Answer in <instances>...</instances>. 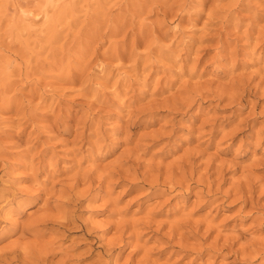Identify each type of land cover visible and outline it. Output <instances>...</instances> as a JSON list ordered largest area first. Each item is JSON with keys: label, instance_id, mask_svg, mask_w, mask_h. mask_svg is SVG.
Here are the masks:
<instances>
[{"label": "rangeland", "instance_id": "374dc122", "mask_svg": "<svg viewBox=\"0 0 264 264\" xmlns=\"http://www.w3.org/2000/svg\"><path fill=\"white\" fill-rule=\"evenodd\" d=\"M0 259L264 264V0H0Z\"/></svg>", "mask_w": 264, "mask_h": 264}, {"label": "bare ground", "instance_id": "6f19581e", "mask_svg": "<svg viewBox=\"0 0 264 264\" xmlns=\"http://www.w3.org/2000/svg\"><path fill=\"white\" fill-rule=\"evenodd\" d=\"M188 169H189V168H188ZM76 180H77V179H76ZM85 180H86V179H85ZM70 182H71V180H70ZM80 182H81V181H80ZM87 182H89V181H87ZM87 182H85V183H87ZM91 182H92V181H91ZM73 183H74V182H73ZM77 183H78V182H77ZM89 183H90V182H89ZM89 183H87V184H88L87 186L91 187ZM71 184H72V183H71ZM81 184H84V182L81 183ZM72 185H73V184H72ZM84 185H85V184H84ZM84 185H83V186H84ZM68 186H69V185H68ZM87 186H86V187H87ZM73 187H75V186L73 185ZM73 187L70 186L69 189H68V191H70V188L73 189ZM86 187H85V188H86ZM86 189H87V188H86ZM88 189H89V188H88ZM88 189H87V190H88ZM87 190H85V191L87 192ZM68 191H67V192H68ZM88 191H89V190H88ZM65 193H66V192H65ZM67 194H68V193H66V195H67ZM69 194H70V193H69ZM69 194H68V195H69ZM70 196H72V193L69 195V197H70ZM63 197H64V196H63ZM67 197H68V196H67ZM83 197H84V196H83ZM64 198H65V197H64ZM64 198H63V199H64ZM46 207L48 208V206H46ZM51 209H52V208H51ZM51 209H50V211H51ZM46 210H47V209H46ZM52 210H53V209H52ZM47 212H48V211H47ZM47 212L45 211V213H47ZM54 212H55V211H54ZM45 213H43V215H45V216H42V217L40 216L39 218L36 219V222H40V223H43V224H47L46 222H48V221L50 222V220H52L51 222H54L53 220L57 218V217L55 216L56 218H55V217H52V218H54V219H52V218L50 219V217L46 216L47 214H45ZM50 215H51V214H50ZM53 215H54V213L52 214V216H53ZM62 218H63V217H62ZM64 218H65V217H64ZM66 218H67V217H66ZM66 218H65V219H66ZM57 220H58V218H57ZM63 220H64V219H63ZM66 220H67V219H66ZM55 221H56V220H55ZM59 221H60V220H58V222H59ZM61 221H62V220H61ZM56 223H57V222H56ZM60 223H61V222H60ZM62 223H63V222H62ZM64 223H65V222H64ZM67 223H68V222H67ZM41 225H42V224H41ZM58 225H59V224H58ZM63 226H64V225H63ZM27 250H28V249H25V250H23V251H21V252H20V251H15V250L12 251V250H11L8 254L4 255V257L2 256V258L4 259V261H6L5 259H10V260L13 259V260H14V259H15L14 257H16V256H18V255H21V256H23V259H24V258L27 256L28 252H29V251H27ZM31 253H33V252H31ZM31 253H29V255H30ZM33 254H34V253H33ZM29 255H28V256H29ZM21 256H20V257H21ZM30 256L33 257V260H34V256H32V255H30ZM37 256H38V255H37ZM26 258L28 259V257H26ZM29 258H30V257H29ZM3 259H2V260H3ZM36 259L40 261V259L42 260L43 258H42V256H38ZM44 259H45V258H44ZM0 260H1V259H0ZM30 260H32V258H30ZM4 261H3V262H4ZM23 261H25V260H23ZM34 261H36V260H34ZM44 261H45V260H44ZM30 262H31V261H30ZM5 263H6V262H5ZM33 263H34V262H33Z\"/></svg>", "mask_w": 264, "mask_h": 264}]
</instances>
